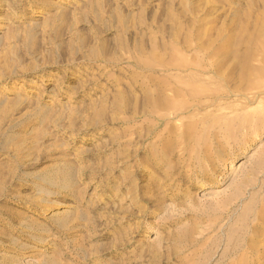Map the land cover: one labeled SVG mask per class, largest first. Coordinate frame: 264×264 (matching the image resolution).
Returning <instances> with one entry per match:
<instances>
[{"label": "rangeland", "instance_id": "1", "mask_svg": "<svg viewBox=\"0 0 264 264\" xmlns=\"http://www.w3.org/2000/svg\"><path fill=\"white\" fill-rule=\"evenodd\" d=\"M0 264H264V0H0Z\"/></svg>", "mask_w": 264, "mask_h": 264}]
</instances>
